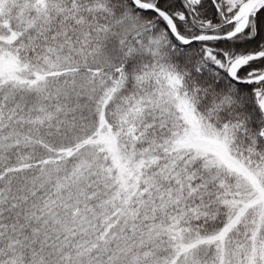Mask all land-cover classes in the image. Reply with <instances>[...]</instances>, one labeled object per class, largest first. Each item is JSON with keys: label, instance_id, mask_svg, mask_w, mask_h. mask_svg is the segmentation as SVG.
<instances>
[{"label": "snow or ice", "instance_id": "6c2138e0", "mask_svg": "<svg viewBox=\"0 0 264 264\" xmlns=\"http://www.w3.org/2000/svg\"><path fill=\"white\" fill-rule=\"evenodd\" d=\"M0 264H264V0H0Z\"/></svg>", "mask_w": 264, "mask_h": 264}]
</instances>
